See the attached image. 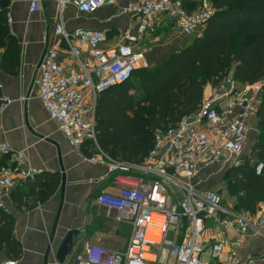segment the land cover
Segmentation results:
<instances>
[{"label":"built area","instance_id":"built-area-1","mask_svg":"<svg viewBox=\"0 0 264 264\" xmlns=\"http://www.w3.org/2000/svg\"><path fill=\"white\" fill-rule=\"evenodd\" d=\"M114 0H62L71 2L78 12L92 14ZM40 0H32L30 11H38ZM138 19L137 35L126 31L114 43H108L106 29L76 28L66 31L63 20L55 32L67 45L47 46L37 63L33 85L59 129L75 147L86 141L97 145V102L102 91L132 78L142 68L145 51L138 47L141 36L151 34L158 22L167 21L188 36H201L208 20L216 12L213 0H139L127 2L120 11ZM67 53V61L60 60V52ZM261 81V80H260ZM260 81L243 84L231 74L224 76L203 98L198 109L183 116L174 125L155 131L154 145L141 163L146 173L154 177L148 184L138 178L135 183L122 181L115 193L102 191L94 202L114 214L118 222L133 226L125 252L91 243L80 242L68 261L78 264H146L145 253L154 255L151 244L169 243L174 264H246L240 256L250 230L258 234L259 224L250 219V211L233 212V199L224 205L226 193L216 188H197L193 178L211 166L227 169L244 161V151L250 131V121L262 101ZM239 83V84H238ZM11 101L8 96L0 101V112ZM11 150L7 142H0V154ZM22 161V153L18 155ZM257 174L262 172L264 161L252 159ZM133 165V164H132ZM130 164L116 162L113 170L130 169ZM38 170L22 171V178L33 179ZM15 178L8 167L0 168V207L3 195L15 187ZM181 194V196H178ZM162 221H154L153 215ZM225 215V219L223 216ZM236 225L237 235L231 240L218 239L203 243L197 238L205 231V221ZM188 220L182 241L167 238L171 227L179 228ZM162 227L158 243L146 239L150 224ZM252 227H254L252 229ZM155 253V254H154ZM208 254L207 257L204 255ZM0 264H18L16 259H4ZM54 264H60L55 261Z\"/></svg>","mask_w":264,"mask_h":264},{"label":"crops","instance_id":"crops-1","mask_svg":"<svg viewBox=\"0 0 264 264\" xmlns=\"http://www.w3.org/2000/svg\"><path fill=\"white\" fill-rule=\"evenodd\" d=\"M31 1L11 0L7 9V23L20 51L17 65L13 67L10 61H5V69L2 67L1 59L6 52V46H0V101L5 96L11 98L0 112V142H7L11 147L8 153L0 154V168L8 167L16 182L15 187L3 195L4 207L1 208L14 218V237L22 246V254L16 260L18 264H45L58 214L60 215L55 239L48 255V264L57 261L56 249L63 236L72 228L83 229L80 242L101 244L123 253L129 244L133 226L131 225V233L130 226L123 236L127 246L122 250L116 238L122 237L119 234L123 223L116 221L114 214L108 215L106 209L97 205L94 199L102 191L117 192L122 181L135 183L136 179L140 178L144 184H148L150 180L143 179L142 173L145 171L140 164L123 162L130 164V169L113 170V165L122 161L113 160L99 149H89L91 155H86L82 147L73 146L59 129L57 122L50 117L38 89L33 85V78L37 63L47 46L56 45L63 49L67 46L55 32L60 20L64 21L66 31L76 28L106 29L108 43L111 44L126 31L137 35V17L122 14L120 11L127 2L139 0H114L92 14L80 13L73 3L62 4V0H40L39 10L31 12ZM160 38L167 39L170 53L162 51L161 47L155 51L157 54L150 53L147 49L148 45L154 44ZM192 38L164 20L158 22L151 34L141 36L137 44L149 59H161L167 54V57L163 58L165 61L183 49ZM59 54L60 60L68 62L66 51L62 50ZM230 74L232 75V72ZM212 88L211 83L204 87L203 98L210 94ZM256 134L253 136L254 141ZM20 153L21 162L18 159ZM246 154L248 153H244V157ZM28 169L38 170L33 179L22 178V171ZM63 173L66 180L64 184ZM198 175L197 188H210L204 184L207 176L214 174L204 169ZM57 180L59 182L54 187L52 182ZM45 183L48 185H44ZM44 191L50 194L42 199L39 193ZM229 199L234 201L233 212H240L242 209L235 207L236 198ZM223 218H226L225 215ZM260 218L264 220V200L260 202L257 211L250 212V219L254 224H259ZM187 226L188 220L184 219L179 228L171 227L167 238L182 241ZM261 230L258 234L250 230L246 237V244L240 251V256L246 264H264V224ZM237 233L236 225L216 223L208 230L206 225L205 231L197 239L206 244L218 239L229 241ZM150 247L158 254L159 259H154L153 255L146 264L175 263L169 253L168 242L151 244ZM204 256L207 257L208 254ZM4 259L10 258L0 246V262ZM65 264L71 263L67 260Z\"/></svg>","mask_w":264,"mask_h":264},{"label":"trees","instance_id":"trees-1","mask_svg":"<svg viewBox=\"0 0 264 264\" xmlns=\"http://www.w3.org/2000/svg\"><path fill=\"white\" fill-rule=\"evenodd\" d=\"M213 1L216 12L201 36H194L157 68L139 69L132 78L101 92L96 110L97 145L86 141L82 145L86 155L99 147L115 161L139 165L154 145L156 129H166L196 111L207 83L216 86L231 72L243 84L264 79V0ZM0 46H6L2 67L5 61L17 65L20 51L7 23V9L0 10ZM256 118L262 141L254 143L255 156H245L240 165L225 172L235 207L250 212L257 211L264 200V167L257 174L252 161L254 157L264 161V88ZM58 182H52L53 186ZM217 190L226 193L223 188ZM49 194L44 191L39 196L44 199ZM0 246L10 259L22 254L14 237V218L1 207Z\"/></svg>","mask_w":264,"mask_h":264},{"label":"rangeland","instance_id":"rangeland-1","mask_svg":"<svg viewBox=\"0 0 264 264\" xmlns=\"http://www.w3.org/2000/svg\"><path fill=\"white\" fill-rule=\"evenodd\" d=\"M172 36L173 35H171V37ZM159 47H161L162 51H166L167 54L170 53V51H171V48L167 44V39L166 38H160V40L157 41V42H154V44L148 45L147 49L150 51V53L157 54L158 52H155V51ZM167 54L164 57H167ZM164 57H161V59L160 58H156V57L149 59V58L146 57V59L144 61V65L142 66L140 71H143L144 69L153 70V69L157 68L160 64L164 63L167 60V59H165V61H163ZM138 79H139V76H135L134 77L135 81H138ZM257 86H258V88L260 90L263 91L264 79H262ZM250 128L252 130H250V132H249V135H248L249 137H248V140H247V143H246V148H245L244 153H248V154H246V156H255V154L253 153L252 149L254 148V145L256 143H259V142L262 141V136L260 135V127L258 125L257 118L254 115L252 116L251 121H250ZM254 134H256L255 141L253 139ZM258 136H259V138H258ZM96 149L97 150L98 149L102 150L99 147H97V148H95L93 150H96ZM219 166H220V164H217V165H214V166H211V167L205 169V171H211L214 174V176H207V181L205 182L204 186H207V187H210V188H216V189L217 188H223L226 191V194H228L227 197H226V201H225L224 205L228 206L229 205V200H230L229 198L230 197L234 198L230 194V192L228 190V188H229L228 180L225 178V172H226V170L228 168L219 170V169H217ZM142 174L144 176L143 179L145 181L151 180L154 177L151 173L143 172ZM198 176L193 178V183H195L197 181ZM121 223H123V224H121V226H120V234L119 235L122 236V237H119V238L117 237L116 240L120 244L121 249L125 250L126 246H127L126 245L127 243H126L125 239L123 238V236H125V234L129 231V227L131 226V224L129 222H126V221H122ZM213 224H216L215 220L213 218H208L206 220L207 230H208L209 227L213 226ZM131 230H132V226L130 228V233H131Z\"/></svg>","mask_w":264,"mask_h":264},{"label":"water","instance_id":"water-1","mask_svg":"<svg viewBox=\"0 0 264 264\" xmlns=\"http://www.w3.org/2000/svg\"><path fill=\"white\" fill-rule=\"evenodd\" d=\"M10 2L11 0H0V10H5L8 9L10 6ZM254 110L257 112L258 108L253 107ZM65 174H62V182L63 184L65 183ZM60 214H58L59 217ZM56 219L54 228L52 230L51 233V237H50V241L51 244L49 246L48 252H47V256H46V261L45 264H48V255L49 252L51 250L52 244L54 242L55 239V235H56V229H57V224H58V218ZM82 234H83V229L82 228H72L70 230L67 231V233L63 236V238L61 239L57 249H56V253H55V257L56 260L60 263V264H65L68 260V256L72 255L74 252V248L80 243V240L82 238Z\"/></svg>","mask_w":264,"mask_h":264},{"label":"bare ground","instance_id":"bare-ground-1","mask_svg":"<svg viewBox=\"0 0 264 264\" xmlns=\"http://www.w3.org/2000/svg\"><path fill=\"white\" fill-rule=\"evenodd\" d=\"M153 220L154 221H162V219L158 216V215H153ZM161 233H162V227L161 225H157V224H150L148 226V229H147V235H146V239H148L149 241H152V242H155V243H158L161 239ZM145 257H152L153 254H150V253H145L144 254Z\"/></svg>","mask_w":264,"mask_h":264}]
</instances>
